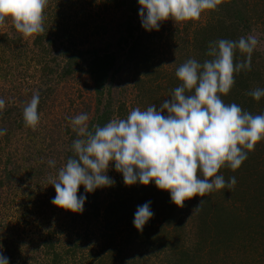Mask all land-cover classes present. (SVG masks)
Instances as JSON below:
<instances>
[{
    "label": "trees",
    "instance_id": "trees-1",
    "mask_svg": "<svg viewBox=\"0 0 264 264\" xmlns=\"http://www.w3.org/2000/svg\"><path fill=\"white\" fill-rule=\"evenodd\" d=\"M70 2H76L73 13L65 12L63 0H48L43 11L44 32L33 37L32 45L36 49L37 60L43 62L42 71L46 74L51 73L52 63H57L61 64L60 78H72L75 71H82L87 75L97 104L95 115L88 122L89 127L103 126L112 119L114 102L110 85L112 77L109 73L117 59L115 53L109 51L108 47L114 44L123 54L118 69L130 66L133 72L136 71L134 73H139L141 68L147 69L153 66L147 64L149 53L142 39L146 36L148 40H154L156 33L146 32L139 23L132 26L127 18L119 21L122 20V14L126 10L130 13L138 12L137 0H71ZM255 21L264 26V0H221L216 9L211 10L204 25L194 27L188 41L182 42L183 45L188 46L187 59L193 58L203 63L204 60L210 59L205 53L211 42L220 39L246 38L247 30ZM112 22L117 23L118 37L114 43H112L110 26ZM262 30L264 32V29ZM18 45L16 38H8L0 31L2 71L7 72V67L3 65L7 58L3 56L6 48L9 51L15 49L14 54L12 53L14 58L17 52L20 53ZM244 59L245 54L237 50L234 63L243 62ZM79 61L83 62L81 67H78ZM184 62L182 58L176 61L177 64ZM262 66L264 62L260 54L254 50L251 56V70H242L234 74V85L227 95H221L223 102L235 103L242 110L253 115L264 113V104H261L264 102V97L257 101L248 95L256 88H264ZM169 78L171 82L168 85L171 87L169 89L168 85L166 86L165 99H170L172 90L180 84L176 76L173 80L171 75ZM134 81L139 88L138 82L141 83V79L138 81L134 78ZM105 94L109 96L100 107V97ZM43 101L39 100L38 108ZM119 105L124 107L123 104ZM121 106L117 107L119 113ZM68 132V136L62 140L63 165L57 166L56 170L63 167L69 157L74 156L72 142L76 139V134L72 131ZM253 162L264 167V140L257 142L254 150L247 152V159L238 169L233 171L224 166L218 170L217 174L223 175L225 181L235 177L236 183H239L246 176L249 178V184L237 185L244 187L240 191L235 187L231 188L237 196L230 198L229 202H225V199L220 197L215 199L217 190L203 197L194 196L191 201H184L183 206L191 203L193 212L190 215L184 209L186 207H177L171 202L169 193L160 190L159 193L164 196L161 213L157 212L158 215L151 218L142 231H137L132 223L135 209L144 203L145 197L142 195V189L137 190L135 185L126 186L123 180L116 179L113 186L105 187L107 193L103 198L100 197L103 188L85 193L87 198L82 213H72L52 205L51 200L55 195L52 194L54 189L51 186V190L48 189L49 192L43 193L42 198L39 197L35 201H33L35 198H30L31 204L27 205L25 211L44 215L46 208H55L58 212H64L68 217L61 224L63 229L54 232L44 227L42 230L38 229L40 226L33 228L30 223L37 224L48 220L40 218L34 221L24 213L22 217L16 218L22 227L18 235H23L18 239H22L23 242L28 238L34 245L41 246V249L35 251L40 250L41 254H39L41 257L44 255V258L37 264H221L206 259L207 256L212 255L213 245L226 243L243 221L252 219L257 222L259 216L264 213V168H261L260 172L257 165L252 166L251 170L245 168L251 166ZM240 170L242 171L238 172ZM238 173L240 174L237 175ZM52 176L50 173L48 178L50 183ZM147 187L149 190L153 186L149 183ZM81 193H84L82 186L78 188L77 195ZM28 194H36L34 187H31ZM201 200L204 202L196 208ZM101 206L103 209L100 214ZM10 221L9 225L6 217L4 219L3 215H0V244L5 247H7L6 231L12 232V225L16 223ZM99 225L98 232H95L93 229L98 228ZM256 225L262 227L260 223ZM114 231L120 235L118 238L115 237ZM64 232L66 246L58 247L57 250L55 243H59V237ZM95 237L104 238L100 250L97 251H94L93 245H90V241ZM14 244L17 247L16 242ZM20 253H25L21 247L18 249V254ZM263 260L254 259L251 262L246 260L242 264H257V262L262 263ZM12 264H27V262L22 258L20 262Z\"/></svg>",
    "mask_w": 264,
    "mask_h": 264
},
{
    "label": "clouds",
    "instance_id": "clouds-1",
    "mask_svg": "<svg viewBox=\"0 0 264 264\" xmlns=\"http://www.w3.org/2000/svg\"><path fill=\"white\" fill-rule=\"evenodd\" d=\"M221 0H137L138 17L143 30L158 31L162 22L198 19L202 12L215 10ZM48 0H0V24L10 19L24 37L44 32L43 11ZM254 36L238 40L220 39L209 44L203 63L189 58L175 71L180 81L171 98L157 108H134L125 119L89 127V117L81 113L70 121L76 139L74 156L59 168L52 205L72 213H82L85 193L111 187L114 180L107 175L109 165L120 173L124 185L150 182L169 193L171 202L183 207L184 201L236 184L235 177L226 182L218 170L240 167L247 152L264 140V113L253 115L235 103L226 104L234 85V74L251 70V56L257 46ZM245 54L243 62H235L236 51ZM254 100L264 97V88L248 93ZM39 93H34L23 109L27 126L39 123ZM5 101L0 98V112ZM166 113V114H162ZM6 129H0V136ZM247 150V151H246ZM50 166L55 161H48ZM211 178V179H210ZM84 193L77 195L78 188ZM204 201L201 200L200 204ZM151 201L137 206L133 227L142 231L153 217ZM0 264H9L0 244Z\"/></svg>",
    "mask_w": 264,
    "mask_h": 264
},
{
    "label": "rangeland",
    "instance_id": "rangeland-1",
    "mask_svg": "<svg viewBox=\"0 0 264 264\" xmlns=\"http://www.w3.org/2000/svg\"><path fill=\"white\" fill-rule=\"evenodd\" d=\"M70 1L63 0L62 5L65 12L73 13L76 2ZM210 12L211 10H206L201 13L198 19L193 20L177 22L168 19L161 23L158 31H151L156 33L154 40H148L144 36L142 43L147 47L148 50L146 51L149 53L147 64L149 66L153 65V68L151 66L147 69L145 67L141 68L138 71L139 73H134L136 71L133 72L130 66L118 69L123 54L114 44L108 47L109 51H113L117 57L114 67L109 73L112 77L110 85L114 102L112 119H125L134 108L146 110L150 105L159 108L166 98V86L171 82L169 76L171 75L173 80L175 69H177L175 65L180 66L182 64H177V59L182 58L183 62L187 60L188 46L183 45L182 42L186 43L188 41L194 27L204 25ZM124 18H127L132 26L137 23L140 24L138 12L130 13L129 10H126L122 14V20L119 21H123ZM110 26L113 35L112 43H114L118 37L116 33L117 23L112 22ZM262 29H264V26L255 21L247 30L246 37L254 36L257 39L258 43L254 50L260 54L264 62V32ZM0 31L5 33L8 38H16L20 51L13 58L12 53L14 54L15 49L12 48L9 51L6 48L3 56L7 58L3 65L7 67V72L0 69V98L5 101L4 109L0 112V129H6L5 135L0 136V215H3L4 219L6 217L9 225L11 224L10 220L16 221L12 225L13 231L9 233L6 231L7 247L3 246V255L9 258V264L20 262L22 258L27 264H37L44 258V255L40 256V250L35 251V249H41V246L34 245L28 238L27 241L24 240L23 242L22 239H18L23 235H18V231L22 227L18 224L16 218H20L26 213L34 221L40 218L48 220H43L37 224L35 222L30 223L33 228L40 226L38 229L42 230L44 227V229H51L54 232L63 229L61 224L68 217L64 212H58L55 208H46L45 214L39 215L26 212L25 208L28 207V204H31L29 203L30 198H35L33 200L35 201L39 197L42 198L43 193L51 190L48 178L51 173L53 178L50 177V179L55 180L57 178L55 172L57 173L59 170V168L56 170L57 166L63 165L61 163L63 161L62 140L68 136V131L73 132L71 119L78 114L86 113L90 121L95 115L97 104L91 83L84 72L75 71L72 78H60L61 64L52 63L51 73L46 74L42 71L43 62L37 60L36 49L32 45L33 37H24L20 34L14 28L10 19L6 20L4 24H0ZM82 65L83 62L79 61L78 67ZM262 67L264 68V66ZM134 78L138 81L141 79V83L138 82L139 88ZM167 87L170 89L171 85ZM34 93H39V100H44L37 110L40 119L35 129L23 123V109L30 102ZM108 96L105 94L100 97V107L103 106ZM119 104H123L124 107ZM261 104H264V102ZM261 104L259 107H261ZM118 106H121L120 113L117 110ZM49 160L55 161L56 165L50 166ZM254 165H257L259 172L261 168H264L263 165L256 164V162L251 163V166L244 167L251 170ZM107 175L114 181L116 179L117 181L122 180L121 174L114 171L112 165H109ZM241 183L247 186L249 178L243 177L233 187L240 191L244 187H237V185ZM134 185L137 190L138 188L142 189V195L145 196L144 203L151 201L150 207L154 213L152 218H155L158 215L157 212L161 213L164 196L159 193L160 190L152 182H150V185L153 187L149 190L147 185H140L139 183ZM31 187H34L35 195L28 194ZM106 193V189L103 188L100 197L103 198ZM52 194L55 195L54 190ZM236 196L235 191L231 188H224L216 191L215 199L220 197L224 198L225 202H229L230 198ZM183 207H186L184 209L188 215L193 212L191 203ZM102 209L101 206L99 208L100 214ZM258 223L262 225L261 228L256 225ZM100 225L93 230L98 232ZM114 232L115 237L118 238L119 234L116 231ZM65 235V232L61 234L59 243H55L57 244L55 245L57 250L58 247L66 246ZM103 239V237L99 239L95 237L90 241L94 251L100 250L101 244L104 242ZM15 242L18 248L15 247ZM19 247L25 250V253L18 254ZM212 251V255L207 256L206 259L221 264H242L246 260L251 262L254 259L255 261L256 259H264V213L259 216L257 222L252 219L243 221L236 233L226 243L213 245ZM257 264H264V260L262 263L257 262Z\"/></svg>",
    "mask_w": 264,
    "mask_h": 264
}]
</instances>
